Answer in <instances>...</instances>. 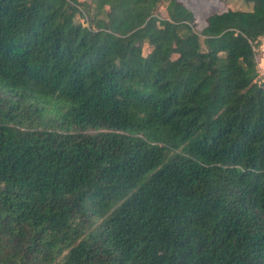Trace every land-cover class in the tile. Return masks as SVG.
Here are the masks:
<instances>
[{
	"label": "trees",
	"instance_id": "trees-1",
	"mask_svg": "<svg viewBox=\"0 0 264 264\" xmlns=\"http://www.w3.org/2000/svg\"><path fill=\"white\" fill-rule=\"evenodd\" d=\"M246 1L0 0V264H264Z\"/></svg>",
	"mask_w": 264,
	"mask_h": 264
},
{
	"label": "rangeland",
	"instance_id": "rangeland-1",
	"mask_svg": "<svg viewBox=\"0 0 264 264\" xmlns=\"http://www.w3.org/2000/svg\"><path fill=\"white\" fill-rule=\"evenodd\" d=\"M183 2L191 8L196 16V29L203 27L206 17L214 12L224 11L228 8H249L251 3L246 0H183ZM166 14L165 6L161 7L160 15ZM83 24H86L88 18L83 16L81 18Z\"/></svg>",
	"mask_w": 264,
	"mask_h": 264
},
{
	"label": "crops",
	"instance_id": "crops-1",
	"mask_svg": "<svg viewBox=\"0 0 264 264\" xmlns=\"http://www.w3.org/2000/svg\"><path fill=\"white\" fill-rule=\"evenodd\" d=\"M258 61H259L260 73L264 77V36L262 38L261 51H260V54L258 56Z\"/></svg>",
	"mask_w": 264,
	"mask_h": 264
},
{
	"label": "built area",
	"instance_id": "built-area-1",
	"mask_svg": "<svg viewBox=\"0 0 264 264\" xmlns=\"http://www.w3.org/2000/svg\"><path fill=\"white\" fill-rule=\"evenodd\" d=\"M84 25H87V26H88V25H89V21L87 20V21H86V24H84Z\"/></svg>",
	"mask_w": 264,
	"mask_h": 264
}]
</instances>
